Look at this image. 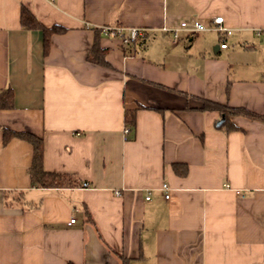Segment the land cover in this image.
<instances>
[{
	"label": "crops",
	"instance_id": "1",
	"mask_svg": "<svg viewBox=\"0 0 264 264\" xmlns=\"http://www.w3.org/2000/svg\"><path fill=\"white\" fill-rule=\"evenodd\" d=\"M23 6L67 29L48 54ZM194 21L208 30L182 28ZM103 27L143 28L145 43L128 55ZM96 41L110 67L89 61ZM7 89L0 264H264V124L234 117L225 133L219 112L199 110L264 114V0H0ZM140 106L126 133V109ZM5 129L42 138L44 169L80 185L33 187L34 148L5 144Z\"/></svg>",
	"mask_w": 264,
	"mask_h": 264
},
{
	"label": "trees",
	"instance_id": "2",
	"mask_svg": "<svg viewBox=\"0 0 264 264\" xmlns=\"http://www.w3.org/2000/svg\"><path fill=\"white\" fill-rule=\"evenodd\" d=\"M21 23L22 27L25 30H41L44 33V51L45 54L49 53L51 39L56 34H62L67 31L66 28L60 25H54L52 27L44 26L38 18L32 13V11L23 6L21 10ZM97 34L100 35L101 31L96 29ZM145 37L139 38V40L131 43L130 45H123L124 51L128 55L136 54V48L139 45H143L145 42ZM105 50L101 49L99 42L96 41L91 54L89 56V61L106 67H110V64L104 59ZM229 91V88H228ZM13 91L12 89L5 90L0 96V110L12 109L13 105ZM202 107L199 108L201 111H217L223 116L224 122L218 126V130L225 133H230L236 131L239 128L234 124V117H243L253 121H257L264 124V114H259L252 112L245 108H237L229 106L228 104H220L218 102L210 100H201ZM139 108L130 110L126 109L125 111V123L128 129L136 128L137 124V112L141 109ZM20 139L30 143L34 148V157L31 167L28 172L30 175L31 183L33 187L40 189H62V188H75L80 185V182L72 175L68 174H59L47 172L44 169V141L42 138L30 133V132H15L12 130H4V143L7 144L12 139ZM183 166L176 165L175 170L180 174H185L187 172ZM185 170V171H184ZM184 172V173H183ZM124 264H128L127 261Z\"/></svg>",
	"mask_w": 264,
	"mask_h": 264
},
{
	"label": "built area",
	"instance_id": "3",
	"mask_svg": "<svg viewBox=\"0 0 264 264\" xmlns=\"http://www.w3.org/2000/svg\"><path fill=\"white\" fill-rule=\"evenodd\" d=\"M213 29L218 31L219 33L225 34L226 36L231 35V30H228L224 27V18L223 17H217L213 20ZM182 28L191 31L192 33H200L203 31L208 30L206 26H204L199 21H194L192 23H183ZM101 32L109 37L117 38L119 39L124 45H130L131 43L139 40V38H142L146 34V30L143 28H124V27H103L101 28ZM175 39L178 38L177 30L174 32ZM222 48H226L227 44H223L221 46ZM129 132V129L126 130V133ZM88 184L85 183L84 187H87ZM164 190H169L167 185H164ZM166 198H169V195H166ZM150 198L148 197L147 200ZM75 219L71 220V223H75Z\"/></svg>",
	"mask_w": 264,
	"mask_h": 264
},
{
	"label": "water",
	"instance_id": "4",
	"mask_svg": "<svg viewBox=\"0 0 264 264\" xmlns=\"http://www.w3.org/2000/svg\"><path fill=\"white\" fill-rule=\"evenodd\" d=\"M224 119H225V118L222 116L221 120L218 122L217 125L220 126V125L224 122Z\"/></svg>",
	"mask_w": 264,
	"mask_h": 264
}]
</instances>
